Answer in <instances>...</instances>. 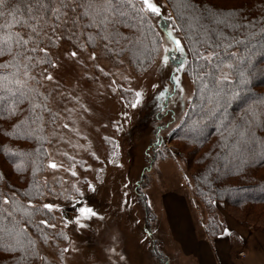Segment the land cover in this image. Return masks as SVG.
<instances>
[{"label": "rangeland", "instance_id": "374dc122", "mask_svg": "<svg viewBox=\"0 0 264 264\" xmlns=\"http://www.w3.org/2000/svg\"><path fill=\"white\" fill-rule=\"evenodd\" d=\"M155 2L161 7V15L150 18L149 22L159 37V50L143 70L132 67L127 56L122 57L121 65L101 58L88 62L86 68L66 64L53 69L56 80L45 82L47 89L58 85V91L65 94L59 105L61 109L73 107L69 93L83 94L82 103L93 109L92 115L85 116L87 123L79 120L75 125L87 139L61 129L65 139L84 148L55 142L46 146L48 153L63 162L65 168L70 163L76 165L77 175L73 177L63 168L59 171L48 168L47 157L42 175L48 188L55 190V194L46 195L45 200L61 206L60 212H54L56 219L52 222L56 228L53 230L68 235L75 247V251L64 253L63 264H125L109 248L125 256L126 264H243L248 259L254 260L251 264L264 262V215L259 214L262 208L248 215L235 208L224 209L214 202L217 215L210 213L209 207L196 197L191 175L195 169L188 171L180 161L183 144L170 140L172 130L189 112L197 92L191 70L186 73L188 67L176 66L170 57V53L177 50L168 37L169 31L185 47L174 24L175 15L165 0ZM161 19L169 22L168 30L161 27ZM162 55L169 56L166 66L160 63ZM93 63H100L105 71L117 75L104 76L92 67ZM84 73L97 77L96 82L84 79ZM124 76L128 79H123ZM173 77L179 78V86ZM113 79L116 80L115 92L108 87ZM77 88L78 91H73ZM137 91L142 96L136 107H132ZM79 114L84 115L82 110ZM159 114L165 116L164 119ZM62 115L67 117L68 113ZM73 119L78 117L74 115L64 122L72 126ZM51 131L49 128L48 132ZM104 137L109 139L106 141ZM158 143L160 148L154 147ZM154 148L167 151V158L151 165L149 158ZM57 150L75 156V161L56 155ZM93 151L98 160L91 155ZM85 179L95 186V192L87 188ZM74 184L84 193L83 197L74 192ZM143 199L150 207L149 215L141 205ZM82 206L93 208L104 216V221L87 219L83 221L86 226L78 228L71 221L79 215L78 209ZM62 215L70 221L67 227L61 222ZM222 228H228L232 235H221ZM53 243L63 248L69 242L60 239ZM45 252L54 264H61L58 249L49 247Z\"/></svg>", "mask_w": 264, "mask_h": 264}, {"label": "snow or ice", "instance_id": "6c2138e0", "mask_svg": "<svg viewBox=\"0 0 264 264\" xmlns=\"http://www.w3.org/2000/svg\"><path fill=\"white\" fill-rule=\"evenodd\" d=\"M176 7L182 9L183 14L188 17L189 27H192L193 21L198 26L202 39L196 43L207 45V48H192L195 60L204 62L199 65L201 71L194 74L195 79L203 83L204 76L211 77V82L217 89L213 94L220 96L224 92L220 85L229 81L230 75L234 74L238 78L236 86L224 92L227 97L225 104L240 99L251 74V58L258 50L264 51V15L258 19L249 18L252 9L245 4L230 8L203 7L197 6L193 0H177ZM160 15L161 7L155 0H0V120L12 121L10 130L3 132L4 136L84 148V145L72 144L65 139L61 129H68L76 136H82L75 125L79 120L87 123L85 116L92 115L93 109L82 103L83 94L71 93L69 96L73 107L65 106L61 109L59 105L65 94L58 91V85L52 89L45 87V82L56 80L51 70L63 68L66 64L86 68L89 66L88 62H97L101 58L112 60L116 65L123 64L122 57L126 52L135 55L130 45L139 41L137 33L142 26L150 17ZM167 34L175 49L183 53L181 41L172 37L171 31ZM238 45L244 46L246 56H238L236 52H232L230 55L237 59L236 64L218 59L220 53L215 49L223 47L228 55L227 49ZM153 51H158V48L153 47ZM164 52L167 53L168 48L165 47ZM168 61V55L161 56L162 65L166 66ZM186 63V60H181L180 67ZM92 67L104 76L117 75L105 71L100 63H93ZM83 78L90 79L93 83L97 79L88 73H84ZM123 79L127 80L128 77L124 76ZM173 79L179 86V78ZM115 84L116 80L113 79L108 85L112 92L117 90L113 87ZM204 87L207 88L208 85L204 84ZM141 96V92L135 93L136 102L132 107H136ZM247 100L248 97H243V102ZM79 110L84 115H80ZM63 112L68 113V116H63ZM74 115L78 119L72 120V126L64 122ZM258 118H264V97L249 103L243 109V115L238 120L231 121L227 130L230 136H235L234 147L238 150L241 145L247 147L252 144L254 147L248 149L249 153L264 156V140L257 141L252 133V127ZM199 123L195 122L197 125ZM49 128L52 129L51 132H48ZM119 130L117 126V131ZM108 139L104 137V140ZM2 151L10 159L18 160L13 164L18 173L23 174L30 165L33 180L29 190L23 193L26 201H21L15 192L11 195L0 192V249L13 256V264H33L34 261L51 264L48 255L41 251L42 246L50 247L59 250V258L63 264L64 253L75 251V247L65 233L49 234L47 231L56 228V224L52 222L56 219L54 212L61 211L58 203L45 200V196L54 195L55 190L49 189L46 181L42 186H37L34 178L40 167L37 160L32 158L33 153L14 150L7 145L3 146ZM35 154L39 157L41 149L37 148ZM43 154L48 157V168L54 171L63 168L71 172L73 177L77 175L75 163H70L65 168L64 163L55 160L46 149ZM56 155L68 157L69 161L76 159L59 150ZM91 155L99 159L95 151ZM3 179L0 174V181ZM83 182L89 190L96 191L91 182L86 179ZM72 188L80 197L84 196L75 184ZM78 212L79 215L71 221L78 228L86 226L84 220L96 218L103 222L105 219L91 207H79ZM60 219L67 227L70 221L63 215ZM30 228L35 230V234ZM221 235L232 233L228 228H222ZM60 239L69 242L68 245L60 248L58 243H53ZM112 239L115 240L116 237L113 236ZM109 251L118 255V259L126 264V257L116 253L115 248H109Z\"/></svg>", "mask_w": 264, "mask_h": 264}, {"label": "trees", "instance_id": "16d2710c", "mask_svg": "<svg viewBox=\"0 0 264 264\" xmlns=\"http://www.w3.org/2000/svg\"><path fill=\"white\" fill-rule=\"evenodd\" d=\"M171 11L175 15V26L180 31L185 47L184 54L180 52H171L170 57L176 66H180L181 60H186L185 64L188 69L186 73L192 72L195 79V73L200 72L199 65L203 61H196L192 53V48H207V45L196 43L202 37L199 34V28L196 23L192 22V27H189V20L183 14V10L176 7L177 0H165ZM229 1V0H228ZM197 6L212 7L223 5L222 8L231 5V7L245 4L251 8L249 18L256 17L257 19L264 15V0H193ZM257 7L253 8L252 6ZM230 8V7H229ZM260 8V10H257ZM152 16L150 18H153ZM2 22V21H0ZM161 27L166 31L169 29V22L166 19H161ZM139 41L134 45H130L134 49L135 55L132 52H126L129 63L136 69L143 70L146 64L151 63V60L157 56L158 51H153V47L159 50V37L155 28L150 24L149 20L145 23L141 30L137 33ZM177 39V38H176ZM215 44V40H213ZM259 47V46H258ZM220 53L219 60L226 62L237 63V59L231 57L232 52H236L238 56H246L243 45H238L227 49L228 55L225 54L223 47L215 49ZM218 61H214L216 63ZM186 67V68H187ZM192 67V68H191ZM209 69H205L208 71ZM231 71L225 69V71ZM250 75L248 82L244 86V91L241 93V98L232 101L230 104H225L227 97L224 92H227L236 86L237 77L230 75L229 81H225L220 85L224 90L220 96H215L213 93L217 91L214 84L211 82V77L204 76L203 83L200 80L194 81L196 92L192 105L186 116H183L176 129H173L170 134V140L183 144L181 146L180 161L186 165L187 170L195 169L192 173V179L195 182L196 197L200 198L201 202L205 203L210 213L215 211V202L217 205L226 208H235L245 211L248 215L251 212H259L258 208H262L259 214L264 215V156L259 154H250L249 148L254 145L249 144L247 147L241 145L239 150L234 147L235 136L229 135L227 126L233 120H238L243 115V109L248 106L253 100H259L264 97V51L258 50L251 58ZM204 84L208 87L205 88ZM243 97H248L247 102H243ZM226 109V111H225ZM171 115V113H168ZM161 119L165 116L159 114ZM158 117L155 116L156 121ZM154 119V120H155ZM172 120V116H171ZM199 121L197 125L195 122ZM10 120H0V174L4 179L0 181V192L6 195H11L15 192L21 201H26L23 193L29 190V186L33 180L31 166L23 174L18 173L13 167L14 161L5 156L2 151L3 146L7 145L14 150L33 153V159H36L40 170L35 175L37 186H42L44 181L42 175L45 170L47 156L44 150L47 143L27 140L23 138H10L4 136L5 130H10ZM155 131V130H154ZM157 129L155 134H157ZM252 133L257 141L264 140V118H258L253 127ZM160 143L154 144V147L160 148ZM211 146L210 151H201ZM41 149L39 157L36 156L35 150ZM185 149H189L185 151ZM158 150V151H157ZM167 151L154 148L150 154L149 163L152 165L156 161H161L167 158ZM199 157V155H201ZM197 167L201 170H197ZM34 190V189H33ZM140 195L138 196V198ZM140 200V198H139ZM141 205L146 215L150 214V207L145 199L141 200ZM217 215V213H216ZM40 217H37L39 219ZM212 223V222H211ZM220 228V225L217 226ZM30 231L35 234V230L30 228ZM49 234L55 233L53 229H47ZM219 231L216 230V235ZM213 234V233H212ZM214 235V234H213ZM214 235V236H216ZM49 247L42 246L41 251L45 252ZM49 259V257H48ZM51 264H54L51 261ZM0 264H13V256L0 249ZM33 264H41L40 261H34Z\"/></svg>", "mask_w": 264, "mask_h": 264}, {"label": "crops", "instance_id": "0c3cea01", "mask_svg": "<svg viewBox=\"0 0 264 264\" xmlns=\"http://www.w3.org/2000/svg\"><path fill=\"white\" fill-rule=\"evenodd\" d=\"M253 261H254V260H249V259H248V260L245 261L243 264H251ZM254 263H255V262H254ZM254 263H253V264H254ZM255 264H264V262L260 261V263H259V262L256 261Z\"/></svg>", "mask_w": 264, "mask_h": 264}]
</instances>
